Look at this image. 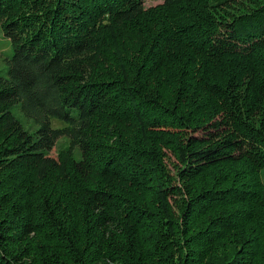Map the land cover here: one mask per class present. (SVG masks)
Returning a JSON list of instances; mask_svg holds the SVG:
<instances>
[{
	"label": "trees",
	"instance_id": "16d2710c",
	"mask_svg": "<svg viewBox=\"0 0 264 264\" xmlns=\"http://www.w3.org/2000/svg\"><path fill=\"white\" fill-rule=\"evenodd\" d=\"M146 1L0 0V264H264V0Z\"/></svg>",
	"mask_w": 264,
	"mask_h": 264
},
{
	"label": "rangeland",
	"instance_id": "374dc122",
	"mask_svg": "<svg viewBox=\"0 0 264 264\" xmlns=\"http://www.w3.org/2000/svg\"><path fill=\"white\" fill-rule=\"evenodd\" d=\"M163 1L164 0H147L145 4L147 6H152ZM10 44V40L5 36L2 27L0 26V70H2L4 67V58L12 54L13 50ZM13 112L26 129H28L29 131H33L35 129L36 124L30 118H28L17 106L13 107ZM51 124L53 127H61L64 125V122L59 119H53ZM68 145H70L69 138L67 136H62L61 138H59L56 146L52 150H50V155L56 157L59 149ZM73 153L76 159L81 158V151L78 146L74 147Z\"/></svg>",
	"mask_w": 264,
	"mask_h": 264
}]
</instances>
